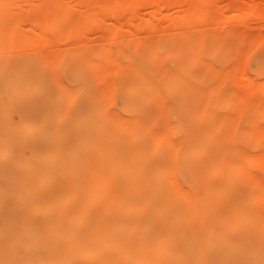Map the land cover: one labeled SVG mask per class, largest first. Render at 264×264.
Instances as JSON below:
<instances>
[{
	"label": "rangeland",
	"instance_id": "obj_1",
	"mask_svg": "<svg viewBox=\"0 0 264 264\" xmlns=\"http://www.w3.org/2000/svg\"><path fill=\"white\" fill-rule=\"evenodd\" d=\"M49 1L0 0V264H264V0Z\"/></svg>",
	"mask_w": 264,
	"mask_h": 264
},
{
	"label": "bare ground",
	"instance_id": "obj_2",
	"mask_svg": "<svg viewBox=\"0 0 264 264\" xmlns=\"http://www.w3.org/2000/svg\"><path fill=\"white\" fill-rule=\"evenodd\" d=\"M75 1H79V0H75ZM102 1V2H101ZM100 2H101V5H100V2H98V4L97 5H100V6H98L99 8H101V6H102V4H103V6L105 7L104 9H101L102 11H100L99 9H96L97 11H93V10H91L90 12H88L87 14H86V16H85V18L88 20L86 23H84V25L86 26V31H91L92 30V28L93 27H90V26H92V24H94V25H96V26H101L102 24H103V22H104V24L103 25H106L105 24V21L106 20H110V19H113L112 21H116V23H118L117 25H119V24H122V22L123 21H125V22H123V23H128V25L130 24H134L136 21H141L139 18H138V16H137V13H139V11H140V9H138L139 7H137L138 5H137V3L135 2V1H131V0H125V1H122L121 2V0H118V1H116V2H114L113 0H101ZM173 3H176L177 5L178 4H180V5H182L183 6V4H185L186 3V1L184 2V1H176V0H171ZM148 2H150V3H152L151 2V0L150 1H148ZM156 2V1H155ZM59 3V1H57V0H51V1H49V4H51L52 6L53 5H57ZM113 3H115V5H117V6H120V7H122V6H133L132 7V11H133V8H134V6L135 7H137L136 8V10L135 11H137V10H139L137 13H135L136 15H131L130 17L131 18H129L128 16V18H123L122 16H124V15H119L118 14V11L116 10V6H114L113 5ZM147 3V2H146ZM146 3H143V5L144 4H146ZM173 3H171V4H173ZM113 5V6H112ZM153 5V7L152 8H154V5H156L155 6V8H156V10H157V8H158V10H160V8L159 7H161V6H159L158 7V4L157 3H153L152 4ZM151 5V6H152ZM159 5H161V4H159ZM175 5V4H174ZM179 5V6H180ZM150 6V5H149ZM113 7H115V10L113 9L112 10V8ZM124 7V8H125ZM141 7V6H140ZM148 7V6H147ZM162 7H163V5H162ZM164 7H166V6H164ZM163 7V8H164ZM107 8V9H106ZM123 8V7H122ZM127 8V7H126ZM155 8L153 9V11L155 10ZM93 9V8H92ZM106 9V10H105ZM99 10V11H98ZM158 10H157V12H158ZM202 7L201 8H199V10H198V13H201L202 12ZM113 11L114 12H117L116 14L115 13H113ZM155 12V11H154ZM74 21H75V19H73ZM76 20H78V19H76ZM105 20V21H104ZM79 21V20H78ZM78 21H76V24H77V22ZM127 21V22H126ZM121 22V23H120ZM74 23V22H73ZM79 23V22H78ZM103 27V26H102ZM101 28V27H100ZM94 29V28H93ZM99 30H104V29H99ZM72 31V30H71ZM70 31V32H71ZM85 31V32H86ZM73 32V31H72ZM71 32V33H72ZM264 236V235H263ZM263 236H262V238H263ZM260 238V237H259ZM260 241V244H261V240H259Z\"/></svg>",
	"mask_w": 264,
	"mask_h": 264
}]
</instances>
